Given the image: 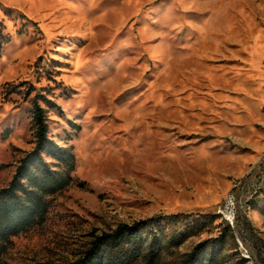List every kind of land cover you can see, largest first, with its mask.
Here are the masks:
<instances>
[{
	"label": "rangeland",
	"instance_id": "rangeland-1",
	"mask_svg": "<svg viewBox=\"0 0 264 264\" xmlns=\"http://www.w3.org/2000/svg\"><path fill=\"white\" fill-rule=\"evenodd\" d=\"M36 105L70 181L5 264H69L159 217L183 240L159 264L218 236L223 264H263L264 0H0V189Z\"/></svg>",
	"mask_w": 264,
	"mask_h": 264
},
{
	"label": "trees",
	"instance_id": "trees-1",
	"mask_svg": "<svg viewBox=\"0 0 264 264\" xmlns=\"http://www.w3.org/2000/svg\"><path fill=\"white\" fill-rule=\"evenodd\" d=\"M33 117L36 147L21 160L9 185L0 189V264H5L3 255L12 243L11 238L45 222L49 198L70 181L69 171L53 169L43 157L47 152L62 162L70 158L48 138V124L41 106H35ZM182 242L167 238L160 217L151 218L132 225L123 224L111 233L96 237L92 246L69 264H159L165 249ZM222 242L223 236H218L198 243L179 264H223L222 251L217 250ZM246 261L241 258L234 264Z\"/></svg>",
	"mask_w": 264,
	"mask_h": 264
}]
</instances>
